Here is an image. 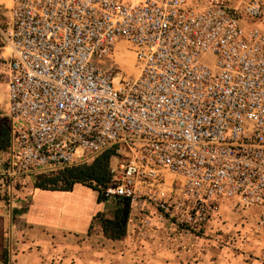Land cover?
Masks as SVG:
<instances>
[{"label": "built area", "instance_id": "obj_1", "mask_svg": "<svg viewBox=\"0 0 264 264\" xmlns=\"http://www.w3.org/2000/svg\"><path fill=\"white\" fill-rule=\"evenodd\" d=\"M10 2L1 200L115 149L108 199L194 233L227 209L264 226V0ZM163 172L169 197L142 193Z\"/></svg>", "mask_w": 264, "mask_h": 264}, {"label": "crops", "instance_id": "obj_2", "mask_svg": "<svg viewBox=\"0 0 264 264\" xmlns=\"http://www.w3.org/2000/svg\"><path fill=\"white\" fill-rule=\"evenodd\" d=\"M28 191L14 207L0 199V264L5 254L9 264H264L220 246L221 234L199 236L133 207L127 235L110 239L95 216L112 217L116 198L99 202L98 191L80 183L64 191L31 180Z\"/></svg>", "mask_w": 264, "mask_h": 264}, {"label": "rangeland", "instance_id": "obj_3", "mask_svg": "<svg viewBox=\"0 0 264 264\" xmlns=\"http://www.w3.org/2000/svg\"><path fill=\"white\" fill-rule=\"evenodd\" d=\"M241 1L242 0H232V3L239 4ZM10 4V0H0V123L5 125L8 123L6 114L8 89L6 74L7 67L2 56L3 52H6L3 48L4 42L2 31L5 30L7 25V7ZM132 61L133 56L131 54L128 62L131 63ZM129 63L124 64V68L128 72H132L130 71L132 68ZM111 163L116 165L118 163L117 157H112ZM176 179V175L169 172H163L160 181H157L152 187H142V193H145L152 188L158 193V195L167 198L171 194L173 188L176 187V185H174V187L172 185L173 181ZM27 197H29V191ZM143 198H146V196H143ZM115 202L117 203V200H115ZM116 206L117 204H113V207ZM133 208H135V211L137 210L144 214H160L157 209L148 202H146L143 206H135ZM179 228L182 229L181 227ZM212 233L223 235L216 238L218 244L220 246L224 244L232 247L235 254L239 255L241 259L248 261L264 260V226L259 227L258 220L251 212L240 209H227L224 211L223 216L220 219L211 221L204 230L197 234L206 238H213L211 235ZM12 244V246H14L13 241ZM2 261V264H9L11 257L8 254H5Z\"/></svg>", "mask_w": 264, "mask_h": 264}, {"label": "trees", "instance_id": "obj_4", "mask_svg": "<svg viewBox=\"0 0 264 264\" xmlns=\"http://www.w3.org/2000/svg\"><path fill=\"white\" fill-rule=\"evenodd\" d=\"M10 143V131L7 125L0 123V151L8 148ZM115 155V149H110L97 156L90 163H83L66 167L56 173L40 174L35 181V187L50 190H73L78 183L86 185L98 191V201H106L108 198L103 189L112 180L111 159ZM117 208L112 217H107L99 212L96 222L102 226L106 237L110 239H123L127 235L128 222L132 212V200L127 197H119Z\"/></svg>", "mask_w": 264, "mask_h": 264}, {"label": "bare ground", "instance_id": "obj_5", "mask_svg": "<svg viewBox=\"0 0 264 264\" xmlns=\"http://www.w3.org/2000/svg\"><path fill=\"white\" fill-rule=\"evenodd\" d=\"M130 69H131V68H130ZM130 69H129V70H130ZM130 71H132V70H130Z\"/></svg>", "mask_w": 264, "mask_h": 264}]
</instances>
